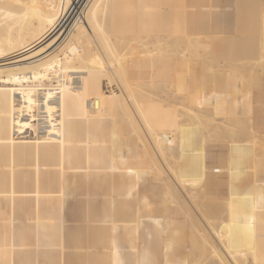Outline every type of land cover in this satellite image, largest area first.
<instances>
[{
	"label": "bare ground",
	"instance_id": "1",
	"mask_svg": "<svg viewBox=\"0 0 264 264\" xmlns=\"http://www.w3.org/2000/svg\"><path fill=\"white\" fill-rule=\"evenodd\" d=\"M24 57L0 264L264 260V0H0V63Z\"/></svg>",
	"mask_w": 264,
	"mask_h": 264
},
{
	"label": "rangeland",
	"instance_id": "2",
	"mask_svg": "<svg viewBox=\"0 0 264 264\" xmlns=\"http://www.w3.org/2000/svg\"><path fill=\"white\" fill-rule=\"evenodd\" d=\"M62 38L63 37H60L59 39H57L51 46H49L47 49H45L40 55H36V56H38V57H40V56H44V55H46V54H48V53H50L52 50H54L56 47H57V45L61 42V40H62ZM37 50H35L34 52H36ZM30 56V55H29ZM38 57H31V58H38ZM28 58V57H27ZM27 60L26 59V57H24V58H21V59H17V60H11V61H9V62H4V63H0V68L2 69V68H5V67H10L11 65H13L12 63H14V62H18V61H21V60ZM14 64H16V63H14ZM5 223V222H4ZM0 224H2V223H0ZM6 225V223L5 224H3V225H1L2 227L4 226V227H6L5 226ZM0 226V227H1ZM6 229V228H5ZM7 230V229H6ZM162 251L163 250H160L159 251V253H160V255L159 254H157V256H156V259L158 258H163V255H161V253H162ZM176 258V259H175ZM177 259L179 260V258H178V256L177 255H174L172 258H170V261H171V263H172V261H173V264H179L178 263V261H177ZM246 259H247V264H254L252 261H251V255H249V253H247L246 254ZM163 259L161 260V263L163 264L165 261H163ZM170 261H168L169 263H170Z\"/></svg>",
	"mask_w": 264,
	"mask_h": 264
},
{
	"label": "snow or ice",
	"instance_id": "3",
	"mask_svg": "<svg viewBox=\"0 0 264 264\" xmlns=\"http://www.w3.org/2000/svg\"><path fill=\"white\" fill-rule=\"evenodd\" d=\"M13 264H25V262L23 260L21 261H13ZM258 264H264V260L258 261Z\"/></svg>",
	"mask_w": 264,
	"mask_h": 264
}]
</instances>
